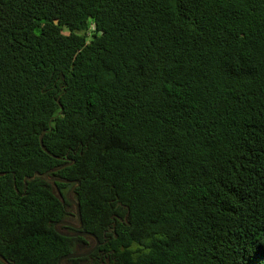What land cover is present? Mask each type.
I'll list each match as a JSON object with an SVG mask.
<instances>
[{
	"label": "trees",
	"instance_id": "16d2710c",
	"mask_svg": "<svg viewBox=\"0 0 264 264\" xmlns=\"http://www.w3.org/2000/svg\"><path fill=\"white\" fill-rule=\"evenodd\" d=\"M47 171L101 242L63 264H264V0H0L12 264L95 243Z\"/></svg>",
	"mask_w": 264,
	"mask_h": 264
},
{
	"label": "water",
	"instance_id": "95a60500",
	"mask_svg": "<svg viewBox=\"0 0 264 264\" xmlns=\"http://www.w3.org/2000/svg\"><path fill=\"white\" fill-rule=\"evenodd\" d=\"M46 133V130H44L41 134H40V143H41V146L42 148L46 150V148L44 147V144H43V137H44V134ZM61 169V168H60ZM58 169L54 170V171H57ZM53 171V172H54ZM52 171H47L45 173L46 175V178L48 180H52L54 182H61V183H72V184H75L73 186V188L68 192L67 194V199L69 202L72 203V205L74 206V210H75V214H76V217H77V220L79 222V225L78 226H75V228L77 229H82L83 228V221H82V216H81V211H80V205L78 204V202L73 199L71 197V193L80 185V180H63V179H59V178H50L49 174L51 173ZM68 224V223H64L62 221L58 222L56 225H55V229L57 230V232L61 235H64V236H72V234H68V233H64L60 230H58L56 228V226L58 224ZM75 235H80V236H86V237H89V238H92L95 240V243L94 245L86 250V251H74V252H71V253H68L64 256H62L60 259H59V262L58 264H63V262L67 261V260H70V259H77V258H83V257H86V256H89L91 255L92 253H94L97 248L100 246L101 242L100 240L98 239V237L94 234V233H91V232H88V231H84L82 230L81 232L75 234ZM0 261L3 263V264H12L10 261H8L6 258H4L1 253H0Z\"/></svg>",
	"mask_w": 264,
	"mask_h": 264
},
{
	"label": "flooded vegetation",
	"instance_id": "af4514ba",
	"mask_svg": "<svg viewBox=\"0 0 264 264\" xmlns=\"http://www.w3.org/2000/svg\"><path fill=\"white\" fill-rule=\"evenodd\" d=\"M51 174V173H50ZM49 174V175H50ZM45 177H46V175H45ZM50 178H56V177H52V176H50ZM50 183H52V185L54 186V192L60 197V198H62V200L64 199L63 198V190L62 189H60L56 184L57 183H60V182H54V181H52V180H48ZM68 184H70V186H69V188L66 190V193H65V197H66V199H67V194H68V192L73 188V186L75 185V184H72V183H68ZM75 191V190H74ZM74 191L71 193V197L73 198V199H75L74 198ZM76 200V199H75ZM71 203V202H70ZM62 222H64V223H68V224H63V223H61V224H58L57 226H56V228L58 229V230H60V231H62V232H64V233H68V234H72V236H69V237H76V238H86L87 240H91L92 238H89V237H86V236H80V235H75V234H77V233H79V232H81L82 230H83V228L82 229H77V228H75V226H78L79 225V222H78V220H77V217H76V214H75V210H74V215H72V216H70V217H67L66 219H64V220H61ZM60 222V221H59ZM57 224V223H56ZM55 224V225H56ZM55 225H54V228H55ZM87 248V246H86V243H81V242H78L77 244H76V249L77 250H84V249H86ZM68 264H73V263H68ZM78 264H88L87 262H79Z\"/></svg>",
	"mask_w": 264,
	"mask_h": 264
}]
</instances>
